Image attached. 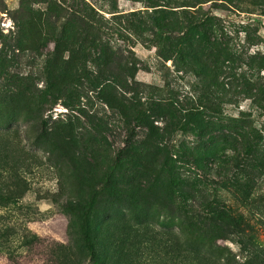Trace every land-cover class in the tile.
<instances>
[{
    "label": "rangeland",
    "instance_id": "obj_1",
    "mask_svg": "<svg viewBox=\"0 0 264 264\" xmlns=\"http://www.w3.org/2000/svg\"><path fill=\"white\" fill-rule=\"evenodd\" d=\"M132 97L178 104L173 212ZM0 264H264V0H0Z\"/></svg>",
    "mask_w": 264,
    "mask_h": 264
},
{
    "label": "trees",
    "instance_id": "obj_2",
    "mask_svg": "<svg viewBox=\"0 0 264 264\" xmlns=\"http://www.w3.org/2000/svg\"><path fill=\"white\" fill-rule=\"evenodd\" d=\"M157 5V4H156ZM79 5H75L73 9V14L71 16V21L80 29H82L88 36H93L96 32H101V27H103V23L101 20L95 18V15L92 10H89L85 5L84 7H78ZM157 28H161L160 23H156ZM201 24H195L193 26L192 31L194 33L200 32L202 35L205 31L201 30ZM99 35L96 34V37ZM103 56H107V51L101 52ZM123 96V95H122ZM132 106L135 111L134 122L138 125L137 127H143L142 134L143 136H139V130H133L129 132V139L126 142V147L132 151L133 161H136L139 166H141L140 162L143 160L142 155L145 154L149 157L147 163L149 164V168L152 169L154 164H158L159 171H165L166 179L163 183V187L168 190L169 197V208L171 207L172 212L178 209L176 202L181 200L180 204L183 207L182 197L178 196V189L181 190V186L179 183H176L173 179V175L175 176L173 160L171 158V132L169 130L160 131L153 123L150 121L149 116L146 115L147 112L153 113L158 111L159 109H165L172 112H176L178 104L175 105L170 101H165L158 99V101L154 100H146L142 102L138 99V97H132ZM90 124L93 127L102 128L105 131L110 130V124L106 120H102V118H89ZM40 130H42V136L49 137L50 131L44 129L43 125H40ZM162 154L160 162H155L151 158L156 157L157 155ZM160 157V156H158ZM140 168V167H139ZM143 168V167H141ZM144 169V168H143ZM158 171V172H159ZM182 192V190H181ZM182 195V194H181ZM182 210V209H181ZM185 214V218H189L187 210L183 209ZM221 213V221L228 222V225L233 227V232L238 235H248V232H251V227L248 223L244 222L242 216L234 217L225 211H219ZM195 217V216H194ZM206 216L198 215V219H205ZM190 218H193L192 216ZM226 224V225H227ZM227 225V226H228ZM84 240L86 243L91 241L90 231L88 222L86 220L83 221L82 227ZM248 237V236H247ZM90 244V243H89Z\"/></svg>",
    "mask_w": 264,
    "mask_h": 264
}]
</instances>
